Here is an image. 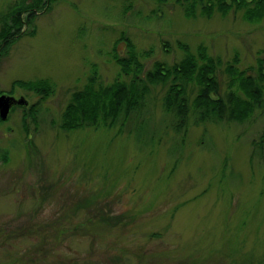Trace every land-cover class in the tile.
Here are the masks:
<instances>
[{
    "label": "rangeland",
    "instance_id": "374dc122",
    "mask_svg": "<svg viewBox=\"0 0 264 264\" xmlns=\"http://www.w3.org/2000/svg\"><path fill=\"white\" fill-rule=\"evenodd\" d=\"M33 1L0 0V28L10 6ZM123 35L143 53L145 71L156 61L179 62L180 44L195 53L204 45L223 61L221 92L243 98L241 79L229 86L227 64L238 56L237 67H254L247 74L256 77L264 59V19L248 21L243 11L208 16L198 5L187 17L176 0H52L37 10L0 56V95L28 101L0 120V153L8 156L0 158V264L264 260V96L244 123L191 122L185 137L170 132L154 146H139L119 128L59 127L94 70L104 85L121 74L112 56L126 55ZM41 79L53 86L46 97L15 84ZM166 89L152 87L156 119L164 117ZM187 89L193 100L198 81ZM87 198L92 205L77 211ZM118 216L124 220L113 223Z\"/></svg>",
    "mask_w": 264,
    "mask_h": 264
},
{
    "label": "trees",
    "instance_id": "16d2710c",
    "mask_svg": "<svg viewBox=\"0 0 264 264\" xmlns=\"http://www.w3.org/2000/svg\"><path fill=\"white\" fill-rule=\"evenodd\" d=\"M51 2L52 0H34L29 5L20 3L10 6L0 28V56L6 54L8 47L22 35L24 26L33 23L37 10L45 8ZM176 3L184 7L187 17H194L198 5H201V13L208 16L218 9L223 14L231 10L243 11V16L248 21L264 19V0H176ZM123 39L127 48L126 55H120L116 49L112 56L120 66L121 74L109 85H104L94 70L89 83L82 90L73 92L59 125L61 129L71 131L103 126L119 128L123 133L132 134L139 146L147 147L160 143L163 135L167 136L170 132L175 133V137H185L191 122L195 125L208 122L222 124L227 120L244 123L263 104L264 59L258 61L256 77L247 74L254 67L245 70L237 67L240 61L238 56L227 64L229 86L233 87L235 81L241 79L240 88L246 94L243 98L233 90L225 94L221 92L217 71L223 61L220 57L211 56L204 45H200L195 53L187 44H180L185 55L179 62L169 65L156 61L153 68L145 71L141 61L143 53L124 35L119 41ZM235 72L238 74L235 75ZM122 75L128 76L129 80L122 79ZM193 79L198 81L199 90L193 100H190L187 87ZM15 84L37 88L43 97L53 92L48 79L38 80L34 84L17 80ZM159 84L167 86V89L162 104L164 117L156 119L151 91L152 87ZM35 107L32 105L29 112L34 121L38 115ZM0 158L6 162L8 156L0 153ZM84 201L77 204V211L83 210V206L92 205V199ZM98 211L96 210L97 217L110 222V218H105ZM117 220L113 223L122 222L124 216H118ZM246 264H264V260H250Z\"/></svg>",
    "mask_w": 264,
    "mask_h": 264
},
{
    "label": "water",
    "instance_id": "95a60500",
    "mask_svg": "<svg viewBox=\"0 0 264 264\" xmlns=\"http://www.w3.org/2000/svg\"><path fill=\"white\" fill-rule=\"evenodd\" d=\"M15 105L26 106L28 105V101L23 96L16 98L15 96L6 93L0 95V118L2 120H7L12 107Z\"/></svg>",
    "mask_w": 264,
    "mask_h": 264
}]
</instances>
